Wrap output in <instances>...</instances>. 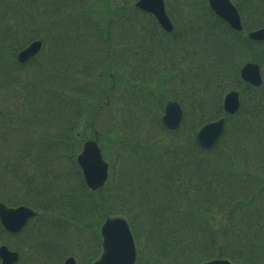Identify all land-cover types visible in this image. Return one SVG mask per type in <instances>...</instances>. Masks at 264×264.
<instances>
[{"label": "trees", "instance_id": "16d2710c", "mask_svg": "<svg viewBox=\"0 0 264 264\" xmlns=\"http://www.w3.org/2000/svg\"><path fill=\"white\" fill-rule=\"evenodd\" d=\"M252 3L264 9L262 0H241L243 15L252 8L248 7ZM127 13L133 14L134 22L140 16L145 17L155 30H131ZM102 15H108L110 19L103 21ZM191 16L194 14L189 13L190 19ZM120 21L126 26L122 35L124 42L129 36L133 37V42L127 41L126 45H119L121 43L113 39L115 31L112 28ZM261 21L264 25V20ZM223 25L229 39L217 34L215 38L222 44L215 39L213 49L201 45L193 56V61L198 64L196 78L206 81V88L215 81V86L220 89L216 99H220L227 88L240 85L237 81L239 68L232 63L239 54V64L253 60L264 68V42L251 41L244 32H236L224 22ZM260 26V23L247 24L250 29ZM26 28V35L31 39L44 41V52L20 65L15 56L24 44L18 36ZM176 33L162 31L151 15L135 8L131 1L0 0V108L22 109L19 159L15 163L6 160L3 166L0 150V174L7 179L12 177L13 187L22 182L24 176L25 185L35 191L32 204L41 210V215L53 216L50 223L54 225L53 222L58 220L60 223L56 225L59 227H65V221L83 230L92 227L98 243L99 230L95 229L93 221L91 223L95 214L101 218L117 214L126 216L144 264L150 259L149 243L155 244V259L151 264H198L214 257H226L240 264H264V83L254 87L241 81L239 88L245 98L240 111L231 117L235 123L221 143L210 151L200 149L194 139L184 143L174 142L172 138L164 140L165 132L170 134L171 131L162 126L158 111L154 113L145 107L138 117L128 120L142 131L152 127V134L140 135L143 148H135L129 138L116 141L124 148H130V152L134 150L132 154L139 156V161L130 163V157L122 158L117 150L119 156L111 159L114 162L111 182L96 194L85 187L75 164L74 155L85 139V128L92 127L104 107L120 101L117 89L121 82L137 88L147 86L139 76L144 71L143 77L159 70L158 60L149 63V58L157 54L158 43V47L167 49L165 43L175 41L176 38L170 40V37L174 38ZM226 41L229 50L222 53L221 58L215 57V45L225 48ZM99 43L104 46L102 51L111 58L100 69L97 83L88 84L82 74L85 57L91 55L84 56L80 51L89 47L94 49ZM9 45L12 50L10 60L7 55ZM128 45L140 48L142 56L138 57L135 51L132 58L126 56L130 52ZM98 62L105 61L99 58ZM172 64L176 66L177 62L172 61L169 66L164 64V69ZM124 66H134L135 70L124 75ZM199 87L208 94L201 84ZM209 100V97L200 100L198 108L187 111L185 121L193 114L194 127L219 115L220 107L215 112L206 110ZM114 113L117 115L116 111ZM126 115L120 113L121 117ZM0 117L5 118L6 114L0 111ZM131 131L132 136H137L134 130ZM178 131L180 129L171 133ZM64 155L73 159L74 170L57 161ZM219 169L228 175L242 176L241 185H224L223 181L216 180L215 170ZM74 172L81 178L85 196L72 204L54 182ZM250 179L256 187L250 193H243L242 186L245 187ZM89 198L93 202L87 201ZM70 209L75 213L70 214ZM42 227L47 229L45 225ZM38 229L41 230L39 226ZM42 238L31 246L32 252L36 248V259H32V253L19 264H60L69 253L65 243H56L50 237Z\"/></svg>", "mask_w": 264, "mask_h": 264}, {"label": "rangeland", "instance_id": "374dc122", "mask_svg": "<svg viewBox=\"0 0 264 264\" xmlns=\"http://www.w3.org/2000/svg\"><path fill=\"white\" fill-rule=\"evenodd\" d=\"M94 1H98V0H91L92 3ZM119 1L120 0H117V2H119ZM123 1H127L128 3L131 1V2L135 3L136 0H123ZM192 2H194V0H166V7H167V10L170 13L173 21H174L175 17H176V20H178L182 16H185L190 23V24H186V25H184L183 23L182 24L180 23L178 29H176L175 32L183 33L186 37L190 36L191 38H197V37H200V30L202 29V24L197 23V18H195V19L191 18L190 19L188 17L189 10L192 7V4H191ZM97 6L101 9V5L99 2L97 4ZM4 9H5V6H4ZM9 14H10V12H9ZM127 14H128L129 19H130L128 25L130 26L131 30L132 29L133 30L143 29L146 31L155 30L154 28L150 27V23L147 22V19H145V17L140 16L134 22L132 20L133 14L132 13L131 14L127 13ZM173 15L175 16L174 18H173ZM179 15H180V17H179ZM10 16H11V14H10ZM101 19L103 21H106V20L108 21L110 19V17H108V15L107 16L102 15ZM115 20H117V18ZM193 20H194V22H193ZM184 21L186 22V20H184ZM121 23H123V22L122 21L117 22L113 26L115 28V30L120 28V30H117L120 32L119 34H117V31L114 32L113 39L115 41H117L118 43H121L119 45H126L124 43H126L127 41L133 42V37L129 36L127 38V41L124 42L125 39H124V36H122V35H123V33H125V31L123 30L124 29L123 27H126V26L121 25ZM6 24L12 25V26L15 25V24H10V23H6ZM175 26H177V25H175ZM131 30H127V31H131ZM26 33H27V28L25 29V32H22V30H21V32L18 36L21 43H25V42L27 43L28 42V36L26 35ZM204 40L205 41H211L212 39L206 38ZM99 44H97L94 48V49H96V57L104 58V59H106V62L108 63L110 58H111L110 57L111 55L108 53L107 54L104 53L102 51L104 46L101 45V43H99ZM129 48L133 49V48H135V46L130 45ZM94 49L92 47H89L87 50H81L80 53L83 54L84 56L91 55L93 58V56H94L93 50ZM11 51L12 50H10V45H9V47H7V52H8L7 55H8L9 60L11 58L10 57ZM122 52L118 51L117 53H122ZM120 57L121 56H119L118 58L120 59ZM178 58L182 59V61H180V63L177 66V72L179 71V73H180L179 76L176 75V77H170V78L166 79L165 81H168V82H165L164 79L161 80V79L157 78L156 82H158V83H154V84H151L148 86L150 88L148 90H151V91H149L150 92L149 94H145L144 101H143V95L141 92L148 91L147 89H142V87H139L138 90L135 91V90H129V88L127 86L126 91H124L121 95V99H122L121 105L120 106L118 105V107L121 108V111H119V109L117 110L118 114H120V112H125L127 114L124 118L125 125H121V126L119 125L121 120H122V117H121L120 122L118 124H116V121L110 116L112 110L105 107L100 112L97 119L94 120V124L92 125L93 128L92 127L85 128L86 137L94 138L95 137L94 130L98 131L99 140H100V136L102 137V134H105L103 141L101 142L102 147H103V153H104L105 157L108 156L109 158H111V155L114 157H117V156H119V152L117 150H120V154H121L122 158L125 157L126 155H128L127 156L128 158L130 157V159H129L130 163L133 162L134 160L139 161L140 157L132 154L134 150H132V152H130V148L129 149L124 148L121 144H118L116 141L118 139H122V141H123L124 139L129 138V142H131L132 145L136 146L135 148H143L141 146L142 142L140 139V135H141V133L142 134H152V132H153L152 127L149 126L150 130L144 129L142 131V130L136 128V126L133 122L128 123L129 118L132 119V118L138 117L140 115L139 114V112H141L140 109L145 108L146 106H147V109H149L150 107H153L156 104L159 105L165 96H169L172 98L173 96H177V95H180V96L185 98V100L188 104L187 108L190 105H192L191 101L188 98H191V97H195V99L199 98L198 100H196V104L194 105L195 107L198 108V102L200 101V98L202 96V94H200L198 92V88H199L198 85H199L200 81L197 78L196 79L193 78V79L188 81V83H189L188 86L184 85L185 83H184V81H182L183 77L184 78L192 77V76H188L189 75L188 71L192 67L193 62H191L189 58H184V56H181V54H179ZM4 60H5V58H4ZM164 60H167V59L164 58ZM175 61L176 60H173V62H175ZM106 62H103L104 65L107 64ZM170 62L171 61H169L167 63L168 66H169ZM240 62H241V55L239 54V56L234 58L232 63H235L234 66H236ZM172 67H175V65L172 64ZM124 68L125 69H124L123 73L125 75V73L128 70V67L124 66ZM164 68H165V66L163 65L161 67V70H163ZM98 73H99V71L93 75V77L90 79V81L93 82V81L98 80ZM186 73H187V75H185ZM228 73H230L231 76H234V74L232 72H228ZM263 75H264V71H263ZM214 87H215V82L213 84V88ZM118 88L123 89V85L119 84ZM192 91L194 92V94L192 96H189ZM130 95H135V99L132 98L130 100ZM210 101L214 102V99L212 98ZM113 110L116 111V108H113ZM143 115H144V113H142L141 116H143ZM188 121H190V120L187 118V122ZM234 123L235 122L231 121V124H234ZM141 128H143V127H141ZM131 129L135 131L137 136L136 135L132 136ZM4 130H3V132H4ZM7 131L10 132V129L8 128ZM186 138H188V136H186ZM111 142L112 143L114 142V145H112L113 147L109 150L106 149L105 145L107 144L109 146V144ZM72 148L74 149L75 147H72ZM131 148L134 149V147H132V146H131ZM108 157H107V159H108ZM5 160H6V158H3V164H4ZM72 160L73 159H70V157H66L65 155L62 157H59L57 159L58 162L63 163L64 165H68L70 170H74V166H70V164H71L70 162H73ZM119 165H120V163H119ZM215 171L217 173L216 180H218L219 182L223 181L224 185H233L235 187H237L238 183L241 185V179H243V178H241L242 176H240V175H238V176L228 175L220 169L215 170ZM3 176H4V174H0V191L5 190V192H7V193L15 194V193H13V191H10L11 188L8 187V185H7V183H9L11 181L12 177H9L8 181H7V179L4 178ZM70 181H71L70 188L72 191L69 189V187L66 186L67 179L60 178V180H58L56 182V187L59 188L64 193V195H66V196H72L73 195V197L78 198L79 197L78 194H80V192H81V189L78 185V182L76 181L75 178H71ZM20 183H21V181H20ZM255 187L256 186H253V181L250 179L249 183H245V187L242 186V188H244L243 193H247L248 191H249L248 193H250L251 192L250 190H252ZM254 190H256V189H254ZM235 191H237V188L235 189ZM5 195L6 194L2 195L0 193V199H2ZM16 197H19V196H16ZM96 220H98V219H95L94 221H96ZM65 225L70 229L69 234L71 235V238H69V241H65V244L66 245L70 244L71 249H72L71 252L77 258V260L79 261L80 264H81V262H80L78 255H77V253L79 251L83 255V262H85L84 264L90 263L93 260V256H94V258H95V256L96 257L99 256V254L101 252V245H100V247L94 248L95 253H93V254L89 253V251H90L89 244L92 241L89 240L91 238V232L88 231V229L83 230V229H80V227H77L76 225L70 224V223H66ZM75 230H78V233L76 235H74ZM90 230L94 233V229L92 227ZM27 235H28V233L24 234L23 236H20V237H8V236H5L3 234H0V244H2V243L8 244L5 241H3V240H6L7 242L12 244V245H9V244L8 245L10 247L12 246L11 248L14 249L13 246H15L19 240L26 239L28 237ZM41 245L44 246V243H42ZM154 245L155 244H153V243H151V244L149 243V249L150 250H149L148 256L150 259H149L148 264H151V261L155 259V256L153 254ZM81 248H82V250H80ZM33 254L35 255V251L33 252ZM33 259H36L35 256L33 257ZM201 263H202V261L199 262L198 264H201ZM60 264H62V262ZM165 264H166V262H165Z\"/></svg>", "mask_w": 264, "mask_h": 264}, {"label": "water", "instance_id": "95a60500", "mask_svg": "<svg viewBox=\"0 0 264 264\" xmlns=\"http://www.w3.org/2000/svg\"><path fill=\"white\" fill-rule=\"evenodd\" d=\"M212 8L219 16L227 20L234 28L241 29L240 18L235 6L230 0H210ZM137 5L144 10L151 11L157 17L161 26L170 31L172 23L167 16L163 0H139ZM255 40H264V28L249 34ZM42 42L35 40L19 52L18 60L25 62L41 49ZM241 76L245 80L258 85L261 83L260 70L257 64L247 63L241 69ZM239 106L238 94L232 92L225 99V109L232 113ZM182 109L177 102L166 105L163 123L169 128H176L181 121ZM225 119H220L203 126L197 133V141L204 148H210L222 134ZM78 162L83 169L88 186L92 189L102 186L107 179L108 163L101 157L96 141H87L83 151L78 156ZM35 211L27 207L7 208L0 204V220L10 231L20 230ZM104 237V250L101 258L94 264H135L136 247L128 221L123 217H110L102 226ZM1 264H13L18 260V254L10 251L6 246H1ZM64 264H76L73 257H69ZM204 264H234L226 259H215Z\"/></svg>", "mask_w": 264, "mask_h": 264}]
</instances>
